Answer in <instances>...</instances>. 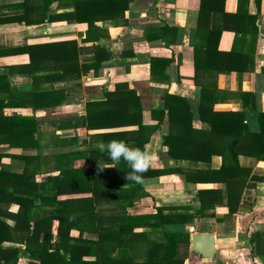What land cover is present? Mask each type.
Returning <instances> with one entry per match:
<instances>
[{
	"label": "crops",
	"instance_id": "1",
	"mask_svg": "<svg viewBox=\"0 0 264 264\" xmlns=\"http://www.w3.org/2000/svg\"><path fill=\"white\" fill-rule=\"evenodd\" d=\"M27 1L31 10L36 8L28 15L34 21L30 24L12 19L25 13V0H0V76L5 75L7 81L0 79L1 169L22 173L25 168L23 157H28L29 161L32 157H38L43 164L34 181L40 182L46 180L48 175L62 174L56 167L57 161L62 162L63 170H79L81 174L90 173L91 167L97 168L99 161L103 165H110L112 161L107 153L99 151L97 143L113 139L125 142L123 136L117 138L104 134L131 132L138 128L137 118L111 121L112 118L98 114L116 107L110 97L118 83H125L139 97L143 124L157 122L152 118L151 111L161 109L165 93H171L190 101L191 111L195 113L192 121L194 128H211L209 122L200 120L196 114L200 88L195 84L192 65L201 0H133L124 14L126 23H117L113 19L97 22L103 37L96 40L86 38V23L75 20L48 22V0ZM210 5L208 25L201 28L199 40L209 43L208 28L213 32L220 31L218 51L235 50L237 54L232 58L213 56V68L226 66L233 69L216 77L214 94L220 97L214 104V110H244L241 94L251 93L255 98V109L252 106L248 108L245 123L249 131L258 132V113L264 112V0H248L247 4L240 3V0H211ZM50 9L56 13L67 11L65 8L57 9L56 4H52ZM244 10L245 13H242ZM225 14L229 15L227 19ZM39 19L44 21L40 22ZM163 26L172 28L175 33L166 32L155 40L147 39L146 33ZM57 41L76 43L75 48L69 46L62 52L72 60V68L67 73L62 72L63 61H55L59 53L48 51L46 45ZM31 45L38 49L32 52L22 50ZM95 45L103 46L110 52V57L97 72L84 70L80 67L82 64L92 63L96 59L92 50ZM155 56L172 58L166 68V76L151 74L150 59ZM243 66V70H234ZM214 71L211 70V74ZM89 102L93 104L89 106ZM134 107L130 109L138 111ZM88 113L92 114L91 123ZM19 116L25 119L21 122L13 118ZM5 118L10 121L6 122ZM166 126L164 120L161 128L144 146V151L152 155L149 169L165 170L178 166L183 171L194 172L220 167L222 159L217 154L208 162L172 160L163 144ZM128 138L129 142L125 143L136 148V141ZM10 142L15 144L11 145ZM238 159L240 166L248 170V176L240 173L242 180L247 179L253 186L244 188L235 213H230L228 209L225 182H184L180 174L166 172L144 178L133 203L126 208L127 214L154 213L156 208H162L163 214H193L200 207L197 198L199 189L210 188L220 191L221 201L215 202L213 209L207 210L213 212L214 216L195 215L192 221L166 223L162 228L137 227L134 231L146 232L154 241L162 238L163 230L188 233L189 241L178 244L177 255L183 264H264L263 256L253 258V245L249 242L251 232L264 230V161L242 154ZM28 170L30 174L35 172L31 164ZM110 170L121 173L126 172V167L105 168L102 172L109 173ZM89 197V194L77 195L81 199ZM71 198L69 195L59 196L58 200L61 202ZM6 205L12 215L19 210L15 202L3 204L2 207ZM210 205L212 202L207 207ZM98 207L115 208L111 200L101 202ZM2 219L10 227L16 223L11 216ZM56 228L57 222L54 221V235ZM102 230L104 228L100 227L99 231ZM71 235L97 240V234L88 231L72 230ZM193 235H210L212 248L194 250ZM3 246L17 247L21 251L19 264L38 259L36 252H25L23 245L17 242L7 241ZM143 251L142 240L136 241L135 248L130 250L135 253ZM84 259L92 260L95 257L84 256Z\"/></svg>",
	"mask_w": 264,
	"mask_h": 264
},
{
	"label": "trees",
	"instance_id": "2",
	"mask_svg": "<svg viewBox=\"0 0 264 264\" xmlns=\"http://www.w3.org/2000/svg\"><path fill=\"white\" fill-rule=\"evenodd\" d=\"M133 0H48V22L55 20H75L87 24L86 38L96 40L103 37L97 22L113 19L117 23H126L124 17ZM211 0H201L198 9V21L196 25V42L193 46L192 65L195 70V84L200 88L197 98L198 108L196 114L202 121L209 122V130L196 129L192 125L194 114L191 111L190 101L179 95L165 93L163 107L152 110L151 116L157 122L146 125L140 120V101L134 90H130L125 83H118L110 97L111 103L116 107L110 111H102L100 117H110L111 121L120 118L138 120L136 131H114L104 135L125 137L136 141V148L145 150L144 146L149 142L166 121V131L163 144L167 147L168 156L177 162L183 160L205 161L211 160L217 154L221 156V165L218 169H199L198 171H183L178 166L165 170L149 169L143 177L158 176L161 173L176 172L182 176L184 182L190 183H226L227 203L230 213L237 211L241 194L246 187L253 186L247 179L241 178L240 173L248 176V170H244L239 163V155H248L257 160L264 161V112L258 113L260 129L251 132L245 123V113L248 108L254 110V95L242 93L244 110L241 111H216L214 104L220 95L214 94L215 81L219 73L231 72V67L213 68V56L232 58L237 56L235 50L219 52L217 43L220 31H211L208 28L209 43L199 40L201 28L208 25L211 12ZM247 4L248 0H240ZM52 4L56 8H65L67 11L56 13L50 9ZM25 13L13 17L18 21L28 24L33 23L28 15L32 12L28 1L25 0ZM43 6V5H42ZM39 7V6H38ZM241 10L239 11V13ZM245 13V10L244 12ZM229 15L225 14L227 19ZM40 22L44 19H39ZM226 21V20H225ZM175 33L172 28L159 27L146 33L148 40H155L164 34ZM256 35V33H253ZM48 51L59 53L55 61H63L62 72L67 73L72 68L70 57L64 56L63 51L69 46H76L74 42H48ZM38 46V45H37ZM41 46H44L43 44ZM38 49L36 46H27L22 50L29 52ZM92 50L96 59L92 63L82 64L84 70L92 69L97 72L103 62L109 59L110 52L101 45H95ZM172 58L151 57L150 72L152 75L166 76V68ZM212 68V69H211ZM237 68L234 70H243ZM211 70H215L211 74ZM80 69L77 70V73ZM0 79L6 81V76ZM7 83V81H6ZM7 89L9 86L7 84ZM89 106L93 103L89 102ZM135 106V107H134ZM130 107L137 108L130 109ZM91 113L87 117L91 123ZM98 116V115H97ZM96 116V118H98ZM21 122L25 117H13ZM139 118V119H138ZM136 120V121H137ZM5 121L8 122L7 118ZM23 130V129H21ZM27 132V129L25 130ZM13 145L15 143L10 142ZM38 145V143L36 144ZM25 158V168L22 173H12L0 168V264H19L21 251L17 247H5L7 241L17 242L23 245L25 252H36L38 259L30 260L28 264H183L178 257L179 242L189 241L188 233L162 232V238L154 241L146 232H135L137 227L162 228L166 223L192 221L194 216L212 217L215 202H220V191L210 188L199 189L197 198L200 207L193 214L176 213L163 214L162 208H156L154 213L143 215H131L126 213L136 192L141 188L137 184L124 178L130 171L127 165L121 161L116 166L126 167V172L118 173L111 170L105 173L98 172L91 167L90 173H79V170H63L62 162L57 161L56 167L62 174L49 176L46 180L34 181L36 174L40 173L43 162L38 157ZM1 160V158H0ZM34 168L30 174L28 168ZM71 171V174L69 172ZM238 175V176H237ZM28 185L31 190L28 191ZM48 190V194L46 191ZM89 194L88 199L77 198V195ZM72 196L67 201L58 200L59 196ZM76 195V198H75ZM69 200V201H68ZM113 201L115 208H100L98 205L105 201ZM15 202L19 210L12 215L3 204ZM212 202L210 207L207 204ZM11 216L15 225L10 227L2 218ZM57 222L56 234H53V222ZM103 227L104 230L99 231ZM72 230L88 231L97 234V240L83 239L71 235ZM144 243L143 253L130 252L135 248L136 241ZM249 242L253 245V258L263 256L264 261V230H256L249 234ZM146 244V246H145ZM84 256H94L95 259H84Z\"/></svg>",
	"mask_w": 264,
	"mask_h": 264
},
{
	"label": "clouds",
	"instance_id": "3",
	"mask_svg": "<svg viewBox=\"0 0 264 264\" xmlns=\"http://www.w3.org/2000/svg\"><path fill=\"white\" fill-rule=\"evenodd\" d=\"M96 147L101 153H107L112 161L110 165H103L99 161L98 172H102L105 168H116V165L123 161L130 169L124 177L127 182L131 181L137 184L144 182L143 174L149 170L152 164L150 152L130 147L124 141L115 139L108 142L99 141Z\"/></svg>",
	"mask_w": 264,
	"mask_h": 264
},
{
	"label": "water",
	"instance_id": "4",
	"mask_svg": "<svg viewBox=\"0 0 264 264\" xmlns=\"http://www.w3.org/2000/svg\"><path fill=\"white\" fill-rule=\"evenodd\" d=\"M192 248L194 250H207L212 248V237L210 235H193Z\"/></svg>",
	"mask_w": 264,
	"mask_h": 264
}]
</instances>
